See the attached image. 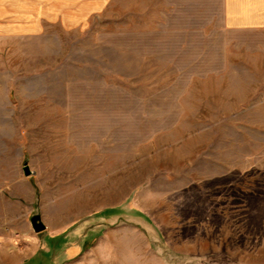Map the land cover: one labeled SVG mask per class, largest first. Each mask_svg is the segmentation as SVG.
I'll use <instances>...</instances> for the list:
<instances>
[{"label": "rangeland", "instance_id": "rangeland-1", "mask_svg": "<svg viewBox=\"0 0 264 264\" xmlns=\"http://www.w3.org/2000/svg\"><path fill=\"white\" fill-rule=\"evenodd\" d=\"M208 19L201 0H0L4 251L55 234L59 264H264V105L235 87L249 72L220 75Z\"/></svg>", "mask_w": 264, "mask_h": 264}, {"label": "crops", "instance_id": "crops-1", "mask_svg": "<svg viewBox=\"0 0 264 264\" xmlns=\"http://www.w3.org/2000/svg\"><path fill=\"white\" fill-rule=\"evenodd\" d=\"M201 5L204 17H209L204 22L217 25L208 38L219 40L220 75L231 71L249 72V85L236 78L235 87L248 86L250 93L247 94L253 101L256 98L254 103L259 108L264 105V0H201ZM47 230L46 226L44 232ZM65 244L62 236L50 234L39 257L30 255L34 250L38 252L34 241H27L23 246L6 245L12 251H4L0 244V264H59L61 255L67 251ZM51 249L58 251V256L52 255Z\"/></svg>", "mask_w": 264, "mask_h": 264}, {"label": "water", "instance_id": "water-1", "mask_svg": "<svg viewBox=\"0 0 264 264\" xmlns=\"http://www.w3.org/2000/svg\"><path fill=\"white\" fill-rule=\"evenodd\" d=\"M23 172L26 177H30L34 175L27 163L25 164L23 168ZM31 224H32L34 231L38 234L46 230V226L44 225L42 218L39 215H35L34 217H32Z\"/></svg>", "mask_w": 264, "mask_h": 264}]
</instances>
